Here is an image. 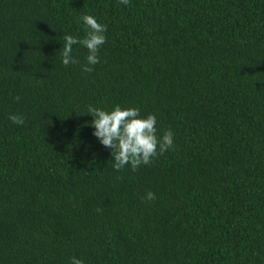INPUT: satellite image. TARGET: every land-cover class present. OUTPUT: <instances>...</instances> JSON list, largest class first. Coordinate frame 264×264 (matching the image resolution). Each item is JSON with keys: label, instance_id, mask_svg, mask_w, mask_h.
<instances>
[{"label": "trees", "instance_id": "trees-1", "mask_svg": "<svg viewBox=\"0 0 264 264\" xmlns=\"http://www.w3.org/2000/svg\"><path fill=\"white\" fill-rule=\"evenodd\" d=\"M84 15L89 72L79 44L61 63ZM116 105L174 147L114 169L88 109ZM73 257L264 264V0H0V264Z\"/></svg>", "mask_w": 264, "mask_h": 264}, {"label": "clouds", "instance_id": "clouds-1", "mask_svg": "<svg viewBox=\"0 0 264 264\" xmlns=\"http://www.w3.org/2000/svg\"><path fill=\"white\" fill-rule=\"evenodd\" d=\"M119 3L127 6L130 0H119ZM82 20L87 28V34L83 39L64 35L61 63L64 66L77 63L72 53L73 45L79 44L88 50L87 63L83 65L82 70L89 72L92 70L90 66L100 62L98 51L105 43L106 29L94 16L84 15ZM13 99L18 101L20 97L15 96ZM88 111L93 117L92 135L100 145L110 149L113 168L116 170L129 165L135 171L141 165H148L153 157L174 147V134L171 130L158 137L157 120L153 114L142 117L138 108H121L119 105L110 111L90 106ZM9 120L17 125L24 123L23 118L16 114H10ZM143 199L153 200L155 194L149 191ZM71 264L84 262L73 257Z\"/></svg>", "mask_w": 264, "mask_h": 264}]
</instances>
